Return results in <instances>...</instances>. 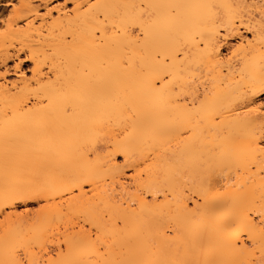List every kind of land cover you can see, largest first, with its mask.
Returning a JSON list of instances; mask_svg holds the SVG:
<instances>
[{"label": "bare ground", "instance_id": "6f19581e", "mask_svg": "<svg viewBox=\"0 0 264 264\" xmlns=\"http://www.w3.org/2000/svg\"><path fill=\"white\" fill-rule=\"evenodd\" d=\"M51 1L0 44V264H264V0Z\"/></svg>", "mask_w": 264, "mask_h": 264}, {"label": "rangeland", "instance_id": "374dc122", "mask_svg": "<svg viewBox=\"0 0 264 264\" xmlns=\"http://www.w3.org/2000/svg\"><path fill=\"white\" fill-rule=\"evenodd\" d=\"M12 4L11 5H1L0 6V19H2V21L0 20V44H1V40L3 37H7L5 40H8L7 44L13 43L11 44V46L13 47H20L22 44H24V40L26 39L25 43H28L26 45H32V48L34 47L36 49V51L41 54L44 52H47L50 50V46H48V43L46 41V39L43 37L45 34H47V26H43V22L41 19H38L34 22L32 27H27L25 25V23H20L18 26H16V28L22 32L25 33L24 37L23 34H19L17 36L15 35H10L9 34V19H11L14 15L15 12L17 11H21L20 10V6H21V0H12ZM37 3V2H36ZM56 5H60L63 8V11H65L66 16L69 15L70 17H74V10H75V3L72 0L66 1V0H53L50 2L49 7L53 8ZM86 6H82L81 10H86ZM45 10L42 9V12H44ZM65 13H63V16H61L62 14H59L58 12L54 11L53 15L51 18L48 19V24H50L52 21L54 20H58L61 19L63 17H65ZM68 17V16H67ZM40 31V32H39ZM42 33V34H40ZM26 34L28 37H26ZM8 35V36H7ZM10 35V37H9ZM12 36V37H11ZM21 36V37H20ZM28 39V40H27ZM22 41V42H21ZM31 41V43H30ZM19 42V43H18ZM22 43V44H21ZM236 43L235 40H230V43L225 46V53H227L230 48ZM36 44V45H34ZM10 46L11 50L13 52V48ZM1 48V47H0ZM1 50V49H0ZM25 51V52H24ZM21 55L20 58L21 59H25L26 56H28L30 54V49L29 48H25ZM19 58L15 59H11L8 61L7 65L10 66L11 68L15 66L16 62H18ZM6 68V64L4 65L1 60H0V74H3ZM32 68H33V64L30 61H25L22 63L21 65V70L20 73H22L21 71H23V73L31 78L32 77ZM18 73V72H17ZM17 74L14 73L13 69H12V74H10L8 76V79L10 80H15L17 78ZM259 101H261L264 104V94H262L259 98ZM42 202H32L28 205V208L30 209H38V207L40 206ZM27 208L26 205L20 204L18 206V212L19 213H23V211ZM10 221L5 219L3 216H0V233L8 227ZM90 226L87 225V228H89ZM20 255L23 261V264H28V260L26 259L25 256V251L21 250L20 251ZM38 264H49L48 261H41Z\"/></svg>", "mask_w": 264, "mask_h": 264}]
</instances>
